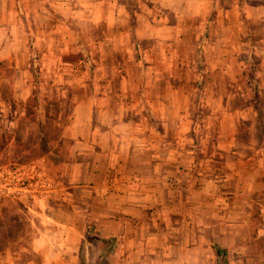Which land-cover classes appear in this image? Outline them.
<instances>
[{"label":"crops","instance_id":"crops-1","mask_svg":"<svg viewBox=\"0 0 264 264\" xmlns=\"http://www.w3.org/2000/svg\"><path fill=\"white\" fill-rule=\"evenodd\" d=\"M30 1L36 40L28 35V44L32 49L43 44L51 52L48 74L41 73L53 86L47 94L35 87L28 92L39 113L42 95L54 102L66 99L70 106L68 115L56 113L54 126L60 129L48 150L50 158L62 161L64 200L52 201L50 190L18 188L23 197L33 192L36 222L45 227L32 231V258L26 260L17 249L1 247L0 239V264H97L102 254L103 264H204L202 249L210 251L214 232L231 233L240 225L248 234L250 203L264 197V0H0V13L18 8L24 24ZM129 1L155 19L133 30L135 41L127 44L122 17L136 14L127 10ZM212 15L216 23L225 17V39L213 42L214 48H225L223 60L232 64L240 46L246 49L242 59L253 58L260 67L246 88L244 78L240 87V82L233 86L230 75L226 86L239 103L206 118L201 111L186 113L179 104L183 84L168 82L182 80L184 73L152 71L148 65L179 69L186 46L197 53L205 46L201 38L186 44L185 32L168 17L197 16L201 32ZM233 15H240L245 33L238 41L231 35ZM0 47L7 48V41ZM54 48L57 57L51 56ZM5 59L0 55V65ZM201 59L194 57V64ZM221 61L214 56L213 62ZM37 64L33 60L31 72L18 73L35 79ZM76 64L86 73H72ZM202 77L197 72V81ZM78 91L81 98L75 97ZM151 91L160 94L155 98ZM256 95L260 106L252 102ZM6 103L0 99L2 138L12 124ZM90 226L96 250L84 251ZM103 241H111V249Z\"/></svg>","mask_w":264,"mask_h":264},{"label":"rangeland","instance_id":"rangeland-1","mask_svg":"<svg viewBox=\"0 0 264 264\" xmlns=\"http://www.w3.org/2000/svg\"><path fill=\"white\" fill-rule=\"evenodd\" d=\"M127 3V10L135 15L122 17L125 22L122 24L123 28L127 29V39L125 42L129 44L135 41L131 33L139 27L149 26L154 23V16L150 12L144 13L141 8L137 6L129 7ZM33 1L26 5V12L24 24H22L23 17L18 8H9L6 13H0V23L4 24V16L8 15L9 26L0 27V41H7L8 47H0V55L6 58L0 66L4 72V79L0 76V99L6 101L5 110L7 111V121L10 124L6 129V137H0V239L1 247H11L17 249L21 256V261L32 258L30 254V239L32 238V231L42 224H38L36 220L40 218L36 215V206L33 201L32 193L23 197L22 194H17V187H29L32 191L46 189L52 191V201H63L64 196L61 194L65 183L60 178V162L59 159L48 156L50 147V140L58 137V130L54 126V118L61 114L64 116V111L69 114V103L66 99L64 101L54 102L50 96L42 95V112L35 109L33 91L28 92V89L40 88L43 93H49L52 82L49 81L48 75L45 76L41 72L48 74L49 60L51 52L45 48L43 44L36 46L34 49L29 47L28 35L36 40L33 31L32 13ZM152 9V8H150ZM25 11V10H24ZM216 17L210 16L206 23L204 31L198 32V17L194 21H190L189 16H180L178 20L173 17H168V23L179 26L186 44L194 42L201 38L205 46L197 53L196 49L185 48V64L179 65H164V64H150L152 71H179L184 73L183 79L180 81L169 80L171 84H183L182 91L184 98L179 101L182 107L190 115L195 116L201 111L207 118L209 113L218 114L223 112L230 104L237 105L239 103L238 96L235 100L230 96L228 91V84L231 82L234 86L235 82H240L239 79L244 78L245 88L249 85L250 75L253 79L256 77V69L260 67L255 63L254 59L249 61L242 55H245L246 49L234 48L232 64L225 62V48L213 47L214 40L225 39V31L223 25L225 17L222 16L218 23L215 22ZM215 22L216 26H210V23ZM233 31L231 32L233 41H238L245 37V33L241 31L240 15H233L232 17ZM135 33V32H133ZM175 35V33H174ZM179 35H182L181 31ZM199 37V38H198ZM228 35L227 38L228 39ZM209 42L211 43L209 45ZM4 45V44H3ZM239 45V44H238ZM51 56L57 57L59 52L57 49H52ZM253 52V48L249 49ZM254 53V52H253ZM7 55V56H5ZM220 55L221 62H213L214 56ZM194 57H202L200 65L194 64ZM37 59L38 76L34 77L29 73V78L20 75L18 72L29 71L31 68V61ZM144 65V64H142ZM52 65H50L51 67ZM144 66H147L146 64ZM131 66L128 70H133ZM63 71V70H62ZM197 72L202 73L203 77L197 81ZM72 73L79 75L85 74L86 69L83 64H76L72 69ZM75 82V81H74ZM83 82V80L81 81ZM240 82L238 87H240ZM76 87V85H73ZM24 88V90H23ZM80 88V87H79ZM21 89V90H19ZM24 99H21L22 93ZM77 98H81L82 93L76 92ZM156 98L158 91H151ZM249 95H247L248 97ZM256 98L252 96V102L256 106H260V96ZM64 99V97H61ZM69 101V100H68ZM70 102V101H69ZM229 103V104H228ZM228 104V105H227ZM72 105V104H71ZM227 106V107H226ZM257 109V108H256ZM1 116V112H0ZM1 118V117H0ZM3 118V116H2ZM4 120V118H3ZM221 120V118H220ZM219 120V121H220ZM52 146V145H51ZM40 156H44L40 160ZM22 180H26L22 186ZM62 191V192H61ZM36 194V192H34ZM259 202L250 203L249 207V223L248 234L240 229V225L232 226V232L224 231L222 233H215V237L210 238V251L202 249L201 261L204 264H261L264 263V197ZM26 206V208H25ZM35 206V207H34ZM238 213V211H237ZM35 223V226L33 225ZM42 227H45L43 224ZM244 227V226H243ZM246 228V227H244ZM219 231V230H218ZM86 240L82 242L81 250L86 251L95 249V241H92L95 232L94 229L88 231ZM96 246V245H95ZM224 249L225 254L220 257L214 255V249ZM96 250V249H95ZM103 259V258H102ZM103 260H97V264H103Z\"/></svg>","mask_w":264,"mask_h":264},{"label":"trees","instance_id":"trees-1","mask_svg":"<svg viewBox=\"0 0 264 264\" xmlns=\"http://www.w3.org/2000/svg\"><path fill=\"white\" fill-rule=\"evenodd\" d=\"M91 228L93 230V227H91V226L88 228V230H91ZM102 244H103L105 249H107V250L111 249V245H112L111 241H103ZM221 254H223V255L225 254L224 249H219V247L214 249V255L216 257H220ZM105 256H106V254H104V255L102 254L99 259L104 260Z\"/></svg>","mask_w":264,"mask_h":264},{"label":"built area","instance_id":"built-area-1","mask_svg":"<svg viewBox=\"0 0 264 264\" xmlns=\"http://www.w3.org/2000/svg\"><path fill=\"white\" fill-rule=\"evenodd\" d=\"M26 182V180H22V186L24 185V183ZM18 188H25V187H17V194H18Z\"/></svg>","mask_w":264,"mask_h":264}]
</instances>
